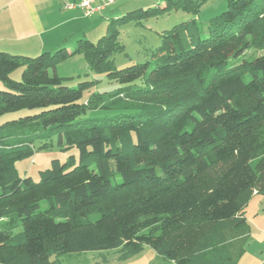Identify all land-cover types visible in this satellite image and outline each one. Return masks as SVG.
Masks as SVG:
<instances>
[{
  "label": "trees",
  "instance_id": "1",
  "mask_svg": "<svg viewBox=\"0 0 264 264\" xmlns=\"http://www.w3.org/2000/svg\"><path fill=\"white\" fill-rule=\"evenodd\" d=\"M209 1L127 12L71 52H0V117L29 112L0 125V264L144 246L173 264H238L251 231L242 211L264 195V53L244 57L264 52V0H225L202 31L194 19L162 32L150 67L110 61L116 25L196 16ZM75 54L119 88L84 98L93 83L64 86L56 65ZM94 111L112 114L83 118ZM54 137L77 155L51 160L37 182L20 176L16 163Z\"/></svg>",
  "mask_w": 264,
  "mask_h": 264
},
{
  "label": "rangeland",
  "instance_id": "2",
  "mask_svg": "<svg viewBox=\"0 0 264 264\" xmlns=\"http://www.w3.org/2000/svg\"><path fill=\"white\" fill-rule=\"evenodd\" d=\"M57 1L63 8V4L60 0ZM67 2L72 3L73 1L67 0ZM148 2H151V5L145 6L143 9L160 7L165 3V0H120L116 7L112 8L111 6L106 8L105 14H102V17L93 15L89 18L81 15L83 20L77 21L75 26L69 28V35H66L67 29L61 32L65 26L57 30H60V34L65 35L60 47H64V50L71 52L81 39L88 40L94 44L97 43L102 36L108 33L107 29L111 20H116L124 16L127 12L137 10ZM117 7H121L122 9L120 10ZM110 8L118 11L116 13H110ZM225 9V0H211L200 7L196 16L177 11L164 14L158 18L116 25L114 29L116 32L115 35H117V42L122 48V51L114 53L110 61H112L113 67L117 70L143 63H149L150 67L154 61L152 54L159 47L158 45L160 44L162 32H169L172 28L179 27L194 19L199 24L198 27L200 31H202L214 17L219 16ZM262 53L264 52L249 51L244 57H256L260 56ZM35 56L37 55H34V57ZM21 71L22 69L16 70L11 74L10 78L19 81ZM56 73L57 76L64 79V86L70 88L77 87L78 84L82 82L93 83L92 89L84 93V98H88L93 93L109 95L119 88L118 84L110 82L105 74L91 71L83 54H75L59 62L56 65ZM4 89L5 88L0 82V90ZM28 113L27 111H21L2 116L0 117V125L11 120H17L19 117L25 116ZM111 114L112 113L108 111H94V113H86L83 118H101L110 116ZM56 140L57 138L54 137L51 141V147L37 150L36 153L33 154V157L18 161L15 168L18 174L20 176L29 174L33 182H37V180H39L38 172L47 169L51 160L56 159L65 162L70 156L77 155L75 149L63 150ZM45 206L46 203L43 202L41 206H39L40 210H44L46 208ZM263 211L264 195L254 194V196L250 198L244 211H242L248 221L247 225L250 226L251 231L250 237H248L249 240L245 245L246 250H243L245 254L243 253V257L240 258L238 264H259V262H261V253H259L258 250H263L264 244V236L260 235V232L264 229ZM51 260L54 262L53 264H173L156 255V253L147 246H144L138 253L131 256H125V253L120 252V250H107L62 255L57 258H51Z\"/></svg>",
  "mask_w": 264,
  "mask_h": 264
},
{
  "label": "crops",
  "instance_id": "3",
  "mask_svg": "<svg viewBox=\"0 0 264 264\" xmlns=\"http://www.w3.org/2000/svg\"><path fill=\"white\" fill-rule=\"evenodd\" d=\"M119 2L120 0H117L112 8ZM150 3L140 8L149 6ZM112 8L110 13L118 11ZM105 11L95 15L102 17ZM81 15L83 16L82 12L76 9L63 10L57 0H0V52L29 57L43 52H53L60 47L65 36L57 30L65 26L61 32L67 29L66 35H69V28L75 26L77 21L83 20ZM260 235L264 236V229ZM258 251L261 253L259 264H264V244L263 250Z\"/></svg>",
  "mask_w": 264,
  "mask_h": 264
},
{
  "label": "built area",
  "instance_id": "4",
  "mask_svg": "<svg viewBox=\"0 0 264 264\" xmlns=\"http://www.w3.org/2000/svg\"><path fill=\"white\" fill-rule=\"evenodd\" d=\"M117 0H76L68 3L67 0H60L65 10H79L84 17H91L95 14L102 13L113 6Z\"/></svg>",
  "mask_w": 264,
  "mask_h": 264
}]
</instances>
